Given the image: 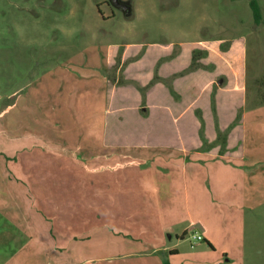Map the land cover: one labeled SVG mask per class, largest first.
<instances>
[{
	"label": "rangeland",
	"instance_id": "1",
	"mask_svg": "<svg viewBox=\"0 0 264 264\" xmlns=\"http://www.w3.org/2000/svg\"><path fill=\"white\" fill-rule=\"evenodd\" d=\"M105 1L0 0V162L16 159L4 153L9 138L55 148L64 144L60 132L69 114L93 115L92 124L86 126V139H81L84 148L76 173L65 167L32 170L42 185L40 200L28 203L39 205L59 233L83 240L70 252L56 256L51 252L54 241L47 238V222L32 214L27 221L30 219L35 231L33 240L26 243L25 235L20 239L21 233L15 232L18 239L7 242L1 233L11 223L0 212V264H7L4 259L17 253L19 260L8 264L91 259V264H119L132 260L144 246L128 241L138 236L144 239V232L153 227L147 202L136 199L148 196L150 189L134 179L147 177L142 173L148 170L140 163L146 155L157 153L131 150L126 159L118 158L127 166L111 170L118 159H108L102 145L107 146L106 141L110 146L134 145L141 140L157 146H175L183 140L199 143L201 114L206 123V147H222L224 137L216 141L221 116L226 115L219 111L220 90H235L246 98L240 115L244 109L264 104V0H259L262 24L255 23L252 0H125L131 1L130 17ZM195 54L203 67L182 75ZM104 62L106 86L90 75L92 70L103 73ZM75 65L80 66V74L73 73ZM211 71L216 75L208 82ZM192 83L197 88H191ZM166 106L174 111L167 118L160 116ZM31 151L24 152L25 163L39 160L38 155L52 164L67 160L47 151L39 154L37 145ZM98 151L105 155L104 160L96 158ZM84 164L85 169L80 168ZM4 168L0 164V178H6ZM0 204L6 208L4 200ZM116 222L123 226L118 235ZM196 231L199 234L198 227L187 233L183 253H192L191 244L201 243H193L191 236ZM148 234L152 235V229ZM176 238L174 234L172 244ZM56 243L60 247L66 244L59 238ZM131 253L133 256H124Z\"/></svg>",
	"mask_w": 264,
	"mask_h": 264
},
{
	"label": "crops",
	"instance_id": "2",
	"mask_svg": "<svg viewBox=\"0 0 264 264\" xmlns=\"http://www.w3.org/2000/svg\"><path fill=\"white\" fill-rule=\"evenodd\" d=\"M99 63L101 64L100 61ZM78 67L80 66L75 65L76 70L73 73L80 74ZM230 69L234 68L231 66ZM92 71L91 74L89 73L91 77L99 78L94 81L106 86L105 62L103 73L97 74L94 70ZM215 73V71L208 73L206 76L208 82L214 80ZM190 86L193 89L197 88L194 83ZM218 102L219 111L226 114L224 118L221 116L220 129L221 132H227L237 119L239 110L245 107L247 100L242 97L241 93L238 94L235 90L225 88L220 90ZM168 108L166 106L160 116L167 118L170 113L172 116L174 111ZM105 114L106 116L110 114L107 102ZM69 115L68 123H65L60 132L65 138L64 144L54 148L47 143L39 147L40 145L32 143V140L28 143L21 138L14 141L13 138L8 137L9 140L5 141L4 153L6 157L16 159L8 163L7 161L0 162L5 167L6 175V178H0V202L4 200L6 203V208L1 207L0 204V212L5 213L11 223L8 231L1 233L3 238L7 242L14 241L15 232H19L21 233L20 239L24 235L28 239L26 243L29 239L33 240L35 231L30 226V219L27 221V218L34 214L35 217L47 222L49 226V230L46 231L47 238L51 243L54 241L51 252L56 256L57 253L61 255L68 250L70 252L73 246L83 238L75 235L69 238L59 233L55 227L56 224L50 223V216L44 214L39 205L28 203L40 200L39 191L42 185L41 180L31 172L32 170L44 169L48 166L65 167L75 169L76 173L79 168V162L82 160L79 159V154L82 153L81 148L82 150L84 148L81 139H86L88 130L86 126L93 122L90 121L93 115L77 113L78 117L74 116L76 119L73 114ZM63 120L65 121L64 117ZM228 121L230 125H227ZM59 141L61 140L57 139V142ZM102 142L104 143L105 139ZM106 144L107 146L102 145V147L106 148L105 154L108 159H126L131 150L157 153L154 154L155 156L146 155L143 157L144 161L140 163L141 168H147L148 173H142L147 177L134 179L150 189L148 196L143 194L137 196L136 199L147 202L145 207H148L151 222H153L152 235L148 234L150 229L144 232V239L139 236L132 237L128 243H141L142 247L144 246L143 250L136 253L132 260L124 259L119 264H164L163 256L158 255L160 251L173 252L168 256L171 264H264V105L250 109V111L243 110L239 124L228 133L226 151L223 153L220 152L221 147L207 148L205 146L202 149L201 141L190 143V141L183 140L181 144L175 146L150 145L144 143L143 140L134 145L126 143L110 146L108 141ZM35 145H37L39 154H45L47 151L62 156H57V159L67 158V160L64 163L52 164L41 161L38 155L39 160H30L25 163L27 159L23 158L24 152H33L31 149ZM104 157L102 152H97L96 158L104 160ZM119 159L115 165L110 166L111 170L127 166L126 163L118 162ZM86 166L87 164H84L80 168L85 169ZM159 179L160 182H158ZM123 197H120V200ZM140 208L142 210L141 206ZM56 211H59L58 206H56ZM141 213L145 211L142 210ZM145 214L147 215L148 212ZM41 219L37 221L43 222ZM117 224L118 227L114 225V228L115 234L118 235L123 226ZM181 226H184L182 233L177 235L176 232ZM194 227L199 228V234L204 237V241L195 246L189 242L193 249L192 253H183L181 246L188 235H185L184 239L182 237ZM174 234L177 236V242L172 244ZM58 238L66 242L65 246L60 247L56 243ZM126 239L123 238L125 243ZM132 254L124 256L130 257L133 256ZM19 255L20 253H17L4 260H8V263L17 261ZM91 261L92 259L44 260V264H91Z\"/></svg>",
	"mask_w": 264,
	"mask_h": 264
},
{
	"label": "trees",
	"instance_id": "3",
	"mask_svg": "<svg viewBox=\"0 0 264 264\" xmlns=\"http://www.w3.org/2000/svg\"><path fill=\"white\" fill-rule=\"evenodd\" d=\"M250 7H251V10H252V13H253V16H254L255 23L262 24V22H263V14H262L261 7L259 5V0H252L250 2ZM202 67L203 66H201L200 64H198V62L196 60V54H195V55H193V60H192V62L190 64V66L186 70H184L181 74L182 75H185V74H188L190 72H194V71H196V70H198V69H200ZM156 75H157V70H156ZM155 78H156V76H155ZM152 83L153 82H151L150 85H152ZM215 101H216V97L214 95L213 98H212L213 104L216 103ZM260 105L263 106L264 104H260ZM198 116H199V122L201 124L200 125V139H201V141L203 143L202 149H204V147L207 146V143H208L207 142V139L205 137V127H206V123H205L204 117L201 114L198 115ZM240 120H241V115L239 113V115H238L237 119L235 120V122L230 126L229 130L226 132V136H224V134L221 132V130H218V136H217V140L216 141H219L222 137H224L223 145H222L221 150H220L221 153H223L224 151H226L227 138H228L229 131L232 128H234L237 124H239ZM211 148H213V147H211ZM187 233L188 232H186L184 234V236L182 237V239H184V237H185V235H187ZM172 253H173L172 251H167V252L166 251L165 252L164 251H160V252H158V255L159 256L160 255L163 256V257L162 256L161 257L163 258V263L164 264H171L169 262V260H168V256L170 254H172Z\"/></svg>",
	"mask_w": 264,
	"mask_h": 264
},
{
	"label": "water",
	"instance_id": "4",
	"mask_svg": "<svg viewBox=\"0 0 264 264\" xmlns=\"http://www.w3.org/2000/svg\"><path fill=\"white\" fill-rule=\"evenodd\" d=\"M110 3L117 9H122L123 13L127 16L130 17L132 15V6H131V1H123V0H109ZM222 81H220L219 84H221ZM171 239V236H169Z\"/></svg>",
	"mask_w": 264,
	"mask_h": 264
},
{
	"label": "built area",
	"instance_id": "5",
	"mask_svg": "<svg viewBox=\"0 0 264 264\" xmlns=\"http://www.w3.org/2000/svg\"><path fill=\"white\" fill-rule=\"evenodd\" d=\"M191 238L193 240V243L204 241V237L201 234H198L197 232L192 233Z\"/></svg>",
	"mask_w": 264,
	"mask_h": 264
},
{
	"label": "flooded vegetation",
	"instance_id": "6",
	"mask_svg": "<svg viewBox=\"0 0 264 264\" xmlns=\"http://www.w3.org/2000/svg\"><path fill=\"white\" fill-rule=\"evenodd\" d=\"M123 1H125V0H123ZM105 3H106L107 6L110 7V8H111V7H114V6L110 3L109 0H106ZM99 7H100V5H99ZM116 9H117V8H116ZM117 10H118L119 12L123 13L122 9H117Z\"/></svg>",
	"mask_w": 264,
	"mask_h": 264
}]
</instances>
